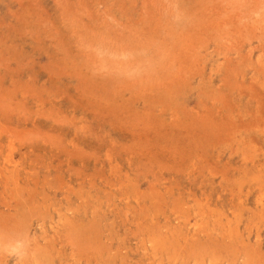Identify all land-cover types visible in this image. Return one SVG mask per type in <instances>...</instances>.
<instances>
[{
  "label": "rangeland",
  "instance_id": "374dc122",
  "mask_svg": "<svg viewBox=\"0 0 264 264\" xmlns=\"http://www.w3.org/2000/svg\"><path fill=\"white\" fill-rule=\"evenodd\" d=\"M0 264H264V0H0Z\"/></svg>",
  "mask_w": 264,
  "mask_h": 264
},
{
  "label": "bare ground",
  "instance_id": "6f19581e",
  "mask_svg": "<svg viewBox=\"0 0 264 264\" xmlns=\"http://www.w3.org/2000/svg\"><path fill=\"white\" fill-rule=\"evenodd\" d=\"M244 157H245V155H244ZM237 219V218H236Z\"/></svg>",
  "mask_w": 264,
  "mask_h": 264
}]
</instances>
